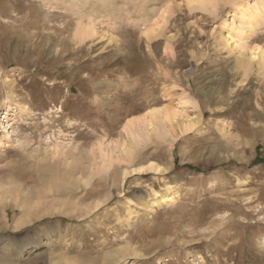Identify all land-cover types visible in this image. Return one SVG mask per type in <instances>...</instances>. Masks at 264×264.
Masks as SVG:
<instances>
[{
    "label": "rangeland",
    "instance_id": "rangeland-1",
    "mask_svg": "<svg viewBox=\"0 0 264 264\" xmlns=\"http://www.w3.org/2000/svg\"><path fill=\"white\" fill-rule=\"evenodd\" d=\"M261 7L0 0V264H264Z\"/></svg>",
    "mask_w": 264,
    "mask_h": 264
},
{
    "label": "bare ground",
    "instance_id": "bare-ground-1",
    "mask_svg": "<svg viewBox=\"0 0 264 264\" xmlns=\"http://www.w3.org/2000/svg\"><path fill=\"white\" fill-rule=\"evenodd\" d=\"M263 15H264V7L263 8L261 7L258 9H253V11L250 10V11H247L246 13L243 14V21H244V23H246L247 21H249L250 23H253V21L259 20ZM154 109L156 110L157 108H154ZM154 109H152V110H154ZM189 126L192 127L191 124H187L183 131L189 130V128H190ZM151 168H152V166H151ZM156 169L159 170L160 168H156Z\"/></svg>",
    "mask_w": 264,
    "mask_h": 264
}]
</instances>
